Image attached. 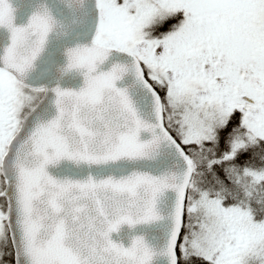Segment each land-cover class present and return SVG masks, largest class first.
Masks as SVG:
<instances>
[{"label":"snow or ice","instance_id":"obj_1","mask_svg":"<svg viewBox=\"0 0 264 264\" xmlns=\"http://www.w3.org/2000/svg\"><path fill=\"white\" fill-rule=\"evenodd\" d=\"M0 264H264V0H0Z\"/></svg>","mask_w":264,"mask_h":264}]
</instances>
